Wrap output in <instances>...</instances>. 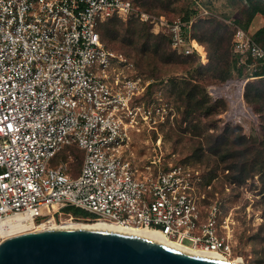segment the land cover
<instances>
[{
	"label": "built area",
	"instance_id": "obj_1",
	"mask_svg": "<svg viewBox=\"0 0 264 264\" xmlns=\"http://www.w3.org/2000/svg\"><path fill=\"white\" fill-rule=\"evenodd\" d=\"M191 1L193 16L211 15L202 0ZM120 17L150 24L174 53L202 63L190 20L154 18L130 0H0V219L38 223L65 215L149 228L227 256L220 207L205 208L195 194L197 172L175 165L143 174L125 157L127 128L151 111L135 104L143 87L131 75L133 65L109 50L99 32L104 21ZM231 55L234 70L207 86L208 98L226 103V120L258 131L245 90L264 82V48L235 27ZM71 148L81 153L76 168ZM67 207L92 216L74 217ZM14 235L0 236V243Z\"/></svg>",
	"mask_w": 264,
	"mask_h": 264
},
{
	"label": "rangeland",
	"instance_id": "obj_2",
	"mask_svg": "<svg viewBox=\"0 0 264 264\" xmlns=\"http://www.w3.org/2000/svg\"><path fill=\"white\" fill-rule=\"evenodd\" d=\"M130 1L154 18L190 20L201 43L202 63L195 56L174 53L165 37L134 17L101 24L105 46L123 55L133 65L131 75L140 78L143 90L136 106L151 111L149 118L138 116L133 127L127 128L126 159L143 174L175 165L197 172L200 180L194 192L205 208L214 202L220 207L218 232L231 245L228 257L243 264H264V98L246 100L260 118L255 131L226 120V103H212L206 92L207 86L222 82L234 70L235 27L256 38L250 24L264 16L256 13L249 22L248 14L255 6L264 10V4L202 0L211 15L201 18L192 15L191 0ZM248 84L251 92L264 94V82ZM69 154L73 157L69 164L78 167L81 153L71 148ZM61 158L66 161L68 156ZM71 211L92 216L74 207ZM66 219L71 218L61 215L56 221Z\"/></svg>",
	"mask_w": 264,
	"mask_h": 264
},
{
	"label": "water",
	"instance_id": "obj_3",
	"mask_svg": "<svg viewBox=\"0 0 264 264\" xmlns=\"http://www.w3.org/2000/svg\"><path fill=\"white\" fill-rule=\"evenodd\" d=\"M0 264L243 263L185 252L128 231L80 227L8 237L0 243Z\"/></svg>",
	"mask_w": 264,
	"mask_h": 264
},
{
	"label": "bare ground",
	"instance_id": "obj_4",
	"mask_svg": "<svg viewBox=\"0 0 264 264\" xmlns=\"http://www.w3.org/2000/svg\"><path fill=\"white\" fill-rule=\"evenodd\" d=\"M193 45L197 49V51L202 55V51L199 45L193 41L191 38ZM75 221V220H74ZM73 219H66L60 221L59 223L54 220L42 221V222H34L31 219H27L20 216L10 215L0 219V236L14 235L25 233L29 231H41V230H58V229H69V228H80V227H99V228H109V229H118L123 231H128L132 233L141 234L148 238H151L155 241L168 245L170 247L193 253L198 255H203L212 258H219L226 261L233 262H241L240 260H232L227 256H223L217 253L203 251L197 248H193L190 246H186L180 244L176 241L170 240L163 235H161L157 230L149 229V228H139V227H124L108 222L96 221V222H74Z\"/></svg>",
	"mask_w": 264,
	"mask_h": 264
},
{
	"label": "trees",
	"instance_id": "obj_5",
	"mask_svg": "<svg viewBox=\"0 0 264 264\" xmlns=\"http://www.w3.org/2000/svg\"><path fill=\"white\" fill-rule=\"evenodd\" d=\"M247 1L250 2V1H253V0H247ZM255 1L257 3H260L261 2V3L264 4V1H262V0H254V2ZM256 13H261L264 16V10H259L258 7L255 6V7L252 8L251 12L248 14V20H249V22H250V20L253 18V16ZM184 20L187 21L188 19H184ZM263 35H264V26L262 28H260V29L257 30V32H256V38H254V40L256 41L257 44L260 45V43H261L260 46L262 48H264V37H263ZM191 38L193 39V41H195L199 45L200 49H202L200 43L197 41V38L194 35L191 36ZM249 86L250 85L247 84L246 90H245V98H246L247 101H249V102H251V101L252 102H257V101H260V100H262L264 98V94H261L257 90H255L254 92H251L249 90ZM64 212L70 213L74 217H85V215L82 214V213L71 211V207L64 208ZM80 221H82V220H80Z\"/></svg>",
	"mask_w": 264,
	"mask_h": 264
},
{
	"label": "crops",
	"instance_id": "obj_6",
	"mask_svg": "<svg viewBox=\"0 0 264 264\" xmlns=\"http://www.w3.org/2000/svg\"><path fill=\"white\" fill-rule=\"evenodd\" d=\"M250 26L253 27V31H257L258 29L264 26V18L263 17L255 18V20L251 22Z\"/></svg>",
	"mask_w": 264,
	"mask_h": 264
}]
</instances>
